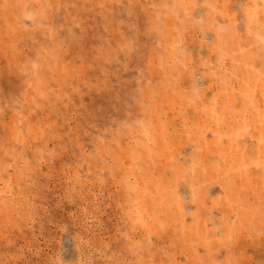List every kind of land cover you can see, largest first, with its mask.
I'll return each instance as SVG.
<instances>
[{
	"label": "rangeland",
	"instance_id": "374dc122",
	"mask_svg": "<svg viewBox=\"0 0 264 264\" xmlns=\"http://www.w3.org/2000/svg\"><path fill=\"white\" fill-rule=\"evenodd\" d=\"M262 32L264 0H0V264H264Z\"/></svg>",
	"mask_w": 264,
	"mask_h": 264
},
{
	"label": "snow or ice",
	"instance_id": "6c2138e0",
	"mask_svg": "<svg viewBox=\"0 0 264 264\" xmlns=\"http://www.w3.org/2000/svg\"><path fill=\"white\" fill-rule=\"evenodd\" d=\"M255 17L252 15H249V22H254ZM262 43H264V32L261 33V35L258 37Z\"/></svg>",
	"mask_w": 264,
	"mask_h": 264
}]
</instances>
